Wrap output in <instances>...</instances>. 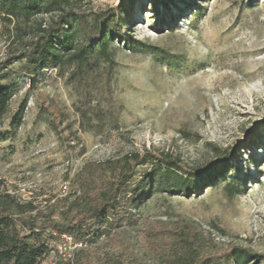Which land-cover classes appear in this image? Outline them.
I'll list each match as a JSON object with an SVG mask.
<instances>
[{"label":"rangeland","instance_id":"obj_1","mask_svg":"<svg viewBox=\"0 0 264 264\" xmlns=\"http://www.w3.org/2000/svg\"><path fill=\"white\" fill-rule=\"evenodd\" d=\"M121 3L125 31L139 43L115 41L113 63L90 56L98 63L89 69L66 59L42 69L34 84L20 74L21 61L9 64L18 79L0 126V202H32L48 212L77 190L84 164L129 152H169L190 168L229 156L236 170L225 169L221 181L191 197L155 194L134 221L107 230L84 256L92 264H159L143 230L177 226L198 233L208 250L264 254V0H71L69 7ZM56 16L18 28L0 20V64L32 37L33 23ZM235 177L242 187L231 195ZM55 247L44 264H71L79 249L63 237Z\"/></svg>","mask_w":264,"mask_h":264},{"label":"trees","instance_id":"obj_2","mask_svg":"<svg viewBox=\"0 0 264 264\" xmlns=\"http://www.w3.org/2000/svg\"><path fill=\"white\" fill-rule=\"evenodd\" d=\"M70 2L0 0V20L9 24L17 22V28L20 21L30 23L38 15L57 13L48 24L41 21L34 26L33 23L32 37L23 39V48L0 64V126L18 79L10 63L21 61L20 74H25L34 84L42 69L59 66L66 59L76 62L77 67L90 69L96 61L114 62L111 45L115 41L139 43L125 31L130 26L126 19L127 4L74 10L69 7ZM90 56L96 61L91 62ZM25 107L26 100L12 117L13 127L20 124ZM4 138L0 132V140ZM231 165L228 156L190 168L181 158L153 149L88 162L76 174L77 190L49 204L48 212L32 202L16 203V206L0 202V264H44L64 234L85 245L74 252L68 263L92 264L84 256L88 245L107 230L134 221L155 194L191 197L221 181L228 167L236 170ZM141 168L145 169L140 172ZM228 186L230 194L235 195L242 183L235 177ZM143 231L146 247L159 258V264H264V254L241 246L208 250L200 235L187 226Z\"/></svg>","mask_w":264,"mask_h":264},{"label":"built area","instance_id":"obj_3","mask_svg":"<svg viewBox=\"0 0 264 264\" xmlns=\"http://www.w3.org/2000/svg\"><path fill=\"white\" fill-rule=\"evenodd\" d=\"M63 189H64V191H66L68 189V185L64 184ZM62 237L66 240V242L73 244L75 248H81V247L85 246L82 242H75L73 240V238L69 235L64 234Z\"/></svg>","mask_w":264,"mask_h":264}]
</instances>
